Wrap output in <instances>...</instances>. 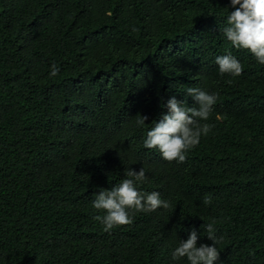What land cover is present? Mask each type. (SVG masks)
Returning a JSON list of instances; mask_svg holds the SVG:
<instances>
[{"label":"trees","instance_id":"16d2710c","mask_svg":"<svg viewBox=\"0 0 264 264\" xmlns=\"http://www.w3.org/2000/svg\"><path fill=\"white\" fill-rule=\"evenodd\" d=\"M227 4L0 0V264H188L171 250L193 228L211 244L208 223L214 264H264V65L223 37ZM189 87L217 94L211 131L169 162L143 139L161 98L196 106ZM127 167L169 207L106 232L91 200Z\"/></svg>","mask_w":264,"mask_h":264},{"label":"clouds","instance_id":"9594fccd","mask_svg":"<svg viewBox=\"0 0 264 264\" xmlns=\"http://www.w3.org/2000/svg\"><path fill=\"white\" fill-rule=\"evenodd\" d=\"M224 7L232 10L226 16V24L221 29L223 37L233 47L247 49L259 64L264 65V0H228ZM214 60L220 74L239 76L243 70L241 62L231 52L217 55ZM58 71L53 65L49 75L54 77ZM185 91L196 106H187V100L178 99L175 95L166 101L161 98L160 106L166 108V111L159 114V119L146 131L143 139L145 148L157 150L161 157L169 162L175 160L182 163L186 159V152L199 143L202 135L206 136L211 131L210 124L201 122L207 121L212 114L217 94L196 87H189ZM147 119L146 115L140 114L135 121L136 126L143 128ZM145 179L144 167L139 170L127 167L120 182L95 192L91 205L94 209L103 210L104 214L97 215L95 219L102 224L104 231L130 224V213L133 211L152 212L158 208L169 207V202L162 199L158 191L146 192L139 188ZM211 201L210 195L203 199L205 205ZM202 227L212 243L198 245V234L193 228L187 238L180 239L177 246L171 250L173 261L186 258L188 264L217 262V244L221 237L216 235L213 223L203 224Z\"/></svg>","mask_w":264,"mask_h":264}]
</instances>
